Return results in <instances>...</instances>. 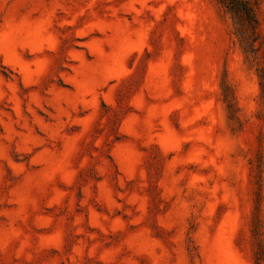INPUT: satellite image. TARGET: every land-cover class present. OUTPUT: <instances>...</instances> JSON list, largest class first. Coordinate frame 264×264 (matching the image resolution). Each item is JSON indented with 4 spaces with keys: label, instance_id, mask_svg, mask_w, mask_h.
I'll return each instance as SVG.
<instances>
[{
    "label": "rangeland",
    "instance_id": "obj_1",
    "mask_svg": "<svg viewBox=\"0 0 264 264\" xmlns=\"http://www.w3.org/2000/svg\"><path fill=\"white\" fill-rule=\"evenodd\" d=\"M234 1L0 0V264H264V0Z\"/></svg>",
    "mask_w": 264,
    "mask_h": 264
},
{
    "label": "trees",
    "instance_id": "obj_2",
    "mask_svg": "<svg viewBox=\"0 0 264 264\" xmlns=\"http://www.w3.org/2000/svg\"><path fill=\"white\" fill-rule=\"evenodd\" d=\"M221 3L224 5H227V7H229L231 10H236L235 1L233 2V0H230V1L221 0Z\"/></svg>",
    "mask_w": 264,
    "mask_h": 264
}]
</instances>
